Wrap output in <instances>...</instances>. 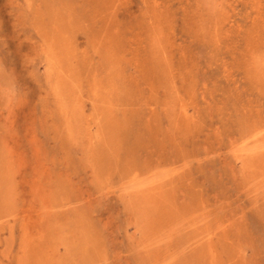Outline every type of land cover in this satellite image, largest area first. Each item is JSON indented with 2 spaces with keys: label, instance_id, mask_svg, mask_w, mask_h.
Returning a JSON list of instances; mask_svg holds the SVG:
<instances>
[{
  "label": "rangeland",
  "instance_id": "rangeland-1",
  "mask_svg": "<svg viewBox=\"0 0 264 264\" xmlns=\"http://www.w3.org/2000/svg\"><path fill=\"white\" fill-rule=\"evenodd\" d=\"M0 264H264V0H0Z\"/></svg>",
  "mask_w": 264,
  "mask_h": 264
}]
</instances>
